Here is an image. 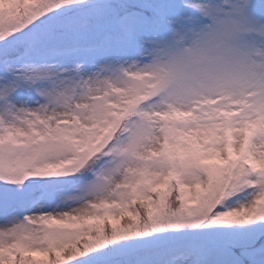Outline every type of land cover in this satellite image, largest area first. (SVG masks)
<instances>
[{
  "label": "snow or ice",
  "instance_id": "1",
  "mask_svg": "<svg viewBox=\"0 0 264 264\" xmlns=\"http://www.w3.org/2000/svg\"><path fill=\"white\" fill-rule=\"evenodd\" d=\"M0 264H264V0H0Z\"/></svg>",
  "mask_w": 264,
  "mask_h": 264
}]
</instances>
